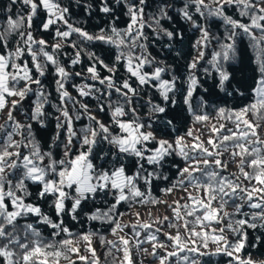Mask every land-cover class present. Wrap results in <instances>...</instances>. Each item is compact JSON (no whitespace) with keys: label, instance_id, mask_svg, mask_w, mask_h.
Returning <instances> with one entry per match:
<instances>
[{"label":"snow or ice","instance_id":"6c2138e0","mask_svg":"<svg viewBox=\"0 0 264 264\" xmlns=\"http://www.w3.org/2000/svg\"><path fill=\"white\" fill-rule=\"evenodd\" d=\"M94 240L103 264H257L264 0L0 8V264H102Z\"/></svg>","mask_w":264,"mask_h":264},{"label":"trees","instance_id":"16d2710c","mask_svg":"<svg viewBox=\"0 0 264 264\" xmlns=\"http://www.w3.org/2000/svg\"><path fill=\"white\" fill-rule=\"evenodd\" d=\"M7 4H8V0H0V8L6 7ZM13 11H15V9H13ZM154 193L157 196H161V194L158 192V190H154ZM183 195H184L183 192L177 190V191H175L174 194L169 195L167 197H162V198H166L169 200V202H171L174 199L183 197ZM121 210H123V209H121ZM149 211H152L153 215H156L157 213H159L160 215H165V214L170 215V212H168L163 206H159L158 208H152L151 206H149ZM144 215L146 216L147 213H144ZM128 219H129V217L126 216L125 220H128ZM77 227L79 228L80 226L77 225ZM86 227H87V225H85V228ZM108 238L114 239V237H111L110 235L108 236ZM249 239L250 240L254 239V236H253L251 230H249ZM93 246L96 247L97 253L101 257V261L103 264L105 249L99 245L98 240H94ZM242 255L245 258L251 256V258L254 261H256L257 264H264V244L259 245L256 249H252L251 247H247L245 250H243ZM136 259L138 260L139 257H136ZM203 260L208 262V264H227L228 258L222 257V256H212V257H204ZM109 264H112V258L111 257H109Z\"/></svg>","mask_w":264,"mask_h":264}]
</instances>
